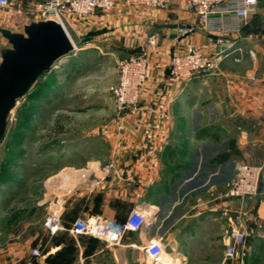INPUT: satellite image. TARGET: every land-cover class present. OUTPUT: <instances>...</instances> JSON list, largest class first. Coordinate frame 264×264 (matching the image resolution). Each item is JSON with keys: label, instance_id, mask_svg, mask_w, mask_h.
I'll return each instance as SVG.
<instances>
[{"label": "crops", "instance_id": "obj_1", "mask_svg": "<svg viewBox=\"0 0 264 264\" xmlns=\"http://www.w3.org/2000/svg\"><path fill=\"white\" fill-rule=\"evenodd\" d=\"M257 8L264 12V0ZM17 16L4 18L0 27L17 29L24 21ZM251 24V18L242 23L238 36L211 33L180 2L162 10L118 5L72 20L75 50L58 63H64L69 77L90 53H120L125 59L147 51L148 79L138 110L121 115L112 128L108 158L64 164L47 176V218L57 217L58 230L51 233L43 225L40 236L35 223L27 240L0 241V264H120L136 252L144 256L141 247L153 238H160L166 253L179 256L182 264H210L219 250L217 264H233L223 258L227 224L222 211L238 202L224 197V184L235 162L259 165L264 159V73ZM155 36L156 47L148 46ZM188 46L218 54L217 72L173 79L169 61ZM12 192L0 189L1 196ZM245 205L252 209L248 243L253 250L243 264H264V202L252 199ZM137 208L154 222L140 233L126 232L119 246L106 247L72 231L75 222L89 219L123 224ZM38 247L42 255L33 258L31 250Z\"/></svg>", "mask_w": 264, "mask_h": 264}, {"label": "rangeland", "instance_id": "obj_2", "mask_svg": "<svg viewBox=\"0 0 264 264\" xmlns=\"http://www.w3.org/2000/svg\"><path fill=\"white\" fill-rule=\"evenodd\" d=\"M11 1L10 8H0V22L18 17L19 13L22 19L25 17L18 10L19 2ZM37 2L26 1L21 5L28 8ZM259 12L257 8L251 15L252 24L248 27L255 30L252 39L260 50L264 73V12ZM120 60V53L114 56L105 51L90 53L77 62L70 77L61 63L56 70L39 78L30 92L18 100L0 144V185L4 186L0 189L13 190L9 195L0 194V241H13L15 237L27 240L35 223L40 236L45 235L46 179L53 171L64 164L84 163L89 157L110 156L111 130L121 115L108 89L116 82V63ZM43 87L45 92L37 94ZM218 256L220 250L210 264H217ZM120 264H150V261L136 252L133 260Z\"/></svg>", "mask_w": 264, "mask_h": 264}, {"label": "built area", "instance_id": "obj_3", "mask_svg": "<svg viewBox=\"0 0 264 264\" xmlns=\"http://www.w3.org/2000/svg\"><path fill=\"white\" fill-rule=\"evenodd\" d=\"M11 2L0 0V8H10ZM174 2L183 3L188 16L194 17L206 31L237 36L240 34L242 23L248 21L256 12L258 4V0H44L28 8H23L21 3H18L17 7L24 13L23 23L29 19L57 21L72 41V20L92 18L99 12L108 13L118 5L162 10ZM148 46L156 47V36L149 39ZM249 56L253 58L254 53L249 52ZM219 63L218 54L203 53L196 47L188 46L184 52L171 57L169 74L175 80L185 81L217 72ZM148 65L147 51L117 61V80L108 90L120 115L138 110L140 95L148 79ZM109 168V165L106 166V169ZM262 173L264 159L259 165L237 161L234 163L233 176L224 184V197L238 202L234 209L227 208L222 211L227 224L224 230L227 239L224 261L243 264L252 253L253 248L248 243L247 224L252 210H249L245 203L252 199L264 202V192L260 191ZM152 222L154 218L149 213L137 208L129 213L123 224L89 219L75 222L72 231L76 235L89 236L104 242L106 247H112L120 245L126 232L140 233L147 230ZM45 227L55 233L58 230L57 217H48ZM141 250L150 264H162L168 256L160 238L149 240ZM41 255V248L31 250L33 258H39Z\"/></svg>", "mask_w": 264, "mask_h": 264}, {"label": "water", "instance_id": "obj_4", "mask_svg": "<svg viewBox=\"0 0 264 264\" xmlns=\"http://www.w3.org/2000/svg\"><path fill=\"white\" fill-rule=\"evenodd\" d=\"M0 144L19 99L75 47L57 21L29 19L17 29L0 27ZM151 224V223H150Z\"/></svg>", "mask_w": 264, "mask_h": 264}, {"label": "bare ground", "instance_id": "obj_5", "mask_svg": "<svg viewBox=\"0 0 264 264\" xmlns=\"http://www.w3.org/2000/svg\"><path fill=\"white\" fill-rule=\"evenodd\" d=\"M62 68V67H61ZM61 70V69H60ZM153 209V208H152ZM180 262V258L176 255H168L167 259L165 262H163L162 264H179Z\"/></svg>", "mask_w": 264, "mask_h": 264}, {"label": "trees", "instance_id": "obj_6", "mask_svg": "<svg viewBox=\"0 0 264 264\" xmlns=\"http://www.w3.org/2000/svg\"><path fill=\"white\" fill-rule=\"evenodd\" d=\"M41 90H42V91H41ZM44 90H45V88L43 87L42 89H40L41 92H40V91H37V94H39V93H41V94L44 93V92H45ZM225 158H226V155H224L222 158H220V159H218V160H219V161H223Z\"/></svg>", "mask_w": 264, "mask_h": 264}]
</instances>
